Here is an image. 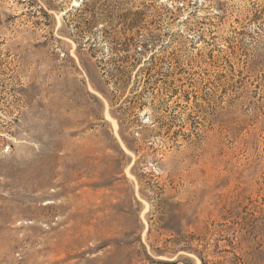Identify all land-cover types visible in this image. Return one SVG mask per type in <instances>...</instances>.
I'll return each instance as SVG.
<instances>
[{"label":"rangeland","instance_id":"rangeland-1","mask_svg":"<svg viewBox=\"0 0 264 264\" xmlns=\"http://www.w3.org/2000/svg\"><path fill=\"white\" fill-rule=\"evenodd\" d=\"M0 264H264V0H0Z\"/></svg>","mask_w":264,"mask_h":264},{"label":"bare ground","instance_id":"bare-ground-1","mask_svg":"<svg viewBox=\"0 0 264 264\" xmlns=\"http://www.w3.org/2000/svg\"><path fill=\"white\" fill-rule=\"evenodd\" d=\"M113 128H114V129H116V128H117V125H116L115 123L113 124Z\"/></svg>","mask_w":264,"mask_h":264},{"label":"trees","instance_id":"trees-1","mask_svg":"<svg viewBox=\"0 0 264 264\" xmlns=\"http://www.w3.org/2000/svg\"><path fill=\"white\" fill-rule=\"evenodd\" d=\"M83 1H84V0H82V3H83ZM79 8H80V7H79ZM78 10H79V9H78ZM93 20H94V18H92V21H93ZM92 21H90V22H92ZM89 24H90V23H89Z\"/></svg>","mask_w":264,"mask_h":264}]
</instances>
